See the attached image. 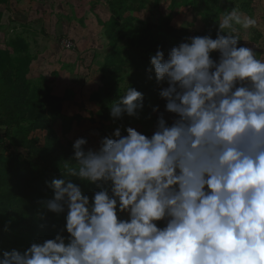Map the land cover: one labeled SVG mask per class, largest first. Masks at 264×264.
I'll return each instance as SVG.
<instances>
[{"label": "clouds", "instance_id": "obj_1", "mask_svg": "<svg viewBox=\"0 0 264 264\" xmlns=\"http://www.w3.org/2000/svg\"><path fill=\"white\" fill-rule=\"evenodd\" d=\"M218 25L216 39L193 37L167 59L159 49L150 58L168 85L159 95L177 117L170 126L161 115L150 138L117 128L98 151L74 142L65 174L110 182L112 195L102 188L90 204L77 184L52 180L45 206L67 208V245L57 234L23 254L4 251L0 264H264V60L234 35L255 19L234 8ZM142 102L129 86L111 115L135 117Z\"/></svg>", "mask_w": 264, "mask_h": 264}, {"label": "trees", "instance_id": "obj_2", "mask_svg": "<svg viewBox=\"0 0 264 264\" xmlns=\"http://www.w3.org/2000/svg\"><path fill=\"white\" fill-rule=\"evenodd\" d=\"M106 23L111 27L106 38L115 51L109 55L103 71L115 72L123 69V63H117V50L126 41L132 48L138 49L150 58L159 49L167 59L169 51L181 43L188 42L182 32L172 27L164 29L133 28L129 21L109 17ZM216 39V35L210 36ZM120 44V45H119ZM218 52L210 57L219 62ZM147 66V65H146ZM2 81H6V69L0 71ZM25 75V73H23ZM98 80L101 75L96 76ZM163 84H158L151 64L145 67L141 81H135V89L143 95V107L138 115L113 118L111 105L123 97L113 90L111 84H102L99 89L92 85L85 95L87 107L79 108L72 104L70 109L54 106L57 98L48 95L46 101L34 98V92L26 76L8 82L10 93L2 101L0 98V259L4 251L18 250L21 254L32 243H43L55 239L60 234L67 245L69 234L66 231L67 208L62 213L47 210L45 202L54 198L50 187L52 180L62 179L77 184L83 195L93 203L94 194L102 188L111 196V183L91 184L77 177L65 174L68 167H74L75 161L71 135L79 132L87 141L84 150L98 151L104 138L115 139L114 132L133 125L142 128L141 134L150 138L147 123L141 118L151 114L155 107L162 106L159 93ZM71 161V162H70Z\"/></svg>", "mask_w": 264, "mask_h": 264}, {"label": "rangeland", "instance_id": "obj_3", "mask_svg": "<svg viewBox=\"0 0 264 264\" xmlns=\"http://www.w3.org/2000/svg\"><path fill=\"white\" fill-rule=\"evenodd\" d=\"M234 8L242 16L256 20V26L249 29L235 25L234 35L240 39L238 47L252 48L257 58L264 60V55H260L264 54V0H0V20L5 16L10 26L0 33V40L4 42L0 51L8 52L6 45L10 42L22 45L10 47L14 50L11 59L14 64L20 60L27 62L30 70L27 81L34 98L46 101L52 94L58 99L52 104L63 107V111L73 103L85 108L89 87L95 85L99 89L102 84H111L114 91L124 96L129 86L134 88L135 81H141L145 67L151 64L149 56L123 41L116 61L124 64L123 69L103 71L107 58L115 51L106 38L111 29L106 24L109 17L119 22L129 21L136 30L172 27L190 42L193 37L217 36L225 11L231 12ZM64 38L74 43V50L61 47ZM7 55L0 53V61ZM23 72L24 69L20 77ZM98 75L102 76L101 80L96 78ZM166 87L165 82L163 88ZM9 93V88L0 86L2 101ZM155 108L158 111L141 116L150 137L161 115L169 126L177 118L166 111L163 99L162 106ZM132 128L142 131L139 126ZM80 138L83 136L77 131L71 135L74 142ZM117 215L119 219H129L128 213L119 212V206ZM155 223L163 228L167 220Z\"/></svg>", "mask_w": 264, "mask_h": 264}, {"label": "crops", "instance_id": "obj_4", "mask_svg": "<svg viewBox=\"0 0 264 264\" xmlns=\"http://www.w3.org/2000/svg\"><path fill=\"white\" fill-rule=\"evenodd\" d=\"M8 25H9V23H7V21L5 20V16H4L3 19L0 20V33L3 32V31L5 32ZM8 27L10 28V26H8ZM15 30H17V29H15ZM3 43L4 42L0 40V47L4 46ZM21 46L22 45H20L18 43L10 42L9 45L8 44L6 45V48L9 49L8 52L7 51L6 52L5 51H0V53H3L4 55L8 54L7 56H4V59H3L2 62L0 61V71H2V69H6V71L8 73V75L6 74L7 80L1 82L2 78H3V75L0 72V86H2L3 88H5L8 85V82L14 81L15 79L19 78L20 77V75H19L20 71L23 70V69H24L23 73H25V75L23 74V76H26V79L29 78L28 73L30 72V70L27 67V62L24 61L22 63V61L20 60L17 64L12 63L13 61L11 59V57H12V53L11 52L14 53V50L11 51V48L14 49V48H19ZM0 96H2V95L0 94Z\"/></svg>", "mask_w": 264, "mask_h": 264}, {"label": "built area", "instance_id": "obj_5", "mask_svg": "<svg viewBox=\"0 0 264 264\" xmlns=\"http://www.w3.org/2000/svg\"><path fill=\"white\" fill-rule=\"evenodd\" d=\"M60 43H61V47L66 50L72 51L75 48L74 43L71 40L66 39V38L62 39Z\"/></svg>", "mask_w": 264, "mask_h": 264}]
</instances>
